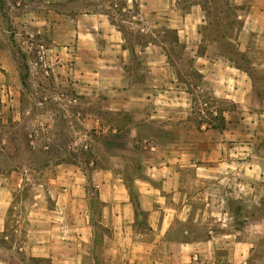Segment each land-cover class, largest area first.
<instances>
[{"label":"crops","instance_id":"0c3cea01","mask_svg":"<svg viewBox=\"0 0 264 264\" xmlns=\"http://www.w3.org/2000/svg\"><path fill=\"white\" fill-rule=\"evenodd\" d=\"M126 1L142 23L150 15L162 34L173 32L185 71L152 43L140 69L167 79H135L132 52L108 15L77 16L76 48L99 57L97 73H114L92 86L110 92L104 113L126 117L132 154L121 167L109 160L89 172L11 161L0 177V234L20 211V248L40 263L264 264V218L246 214L264 201V0H226L239 22L234 53L204 35V0ZM195 86L226 105L214 112L220 126L196 122L206 112L194 111Z\"/></svg>","mask_w":264,"mask_h":264},{"label":"rangeland","instance_id":"374dc122","mask_svg":"<svg viewBox=\"0 0 264 264\" xmlns=\"http://www.w3.org/2000/svg\"><path fill=\"white\" fill-rule=\"evenodd\" d=\"M204 1L208 5L204 35L217 40L225 52L234 53L233 37L239 26L234 9L225 5L226 0ZM133 3L126 0L0 1V100H4V106L0 105V177L7 174L11 161L19 166L28 163L38 166L56 163L59 156L65 163L77 164L89 172L107 166L109 160L120 166L130 158L132 149L124 141L128 138L126 117L113 119L104 113L107 104L102 100L110 92L92 86L98 78L110 79L114 73L105 69L97 73L99 57L81 54L76 48L74 27L76 17L81 14H107L122 31L124 44L132 52L129 65L135 79L141 76L167 79L164 72L150 74L140 69L146 63L141 52L152 43L162 47L172 65L185 71L189 61L182 59L177 46L172 44L173 32L162 34L160 28H154L150 15L147 16L150 22L142 23L139 9ZM180 80L187 81V78L180 74ZM193 82H197L196 76ZM194 94L197 100L194 111L206 112L196 122L220 126V116L214 112L226 105L207 91L196 88ZM10 139L14 140L15 154L10 152ZM246 214L253 219L264 218V201L258 211ZM20 216V211H10L5 221L0 234V264H46L29 258L26 250L20 248L21 238L15 231L23 229Z\"/></svg>","mask_w":264,"mask_h":264},{"label":"trees","instance_id":"16d2710c","mask_svg":"<svg viewBox=\"0 0 264 264\" xmlns=\"http://www.w3.org/2000/svg\"><path fill=\"white\" fill-rule=\"evenodd\" d=\"M1 2H4V0H0ZM221 120V119H220ZM222 121V120H221ZM62 162H66L64 159H62V157H57V162L56 163H62Z\"/></svg>","mask_w":264,"mask_h":264}]
</instances>
